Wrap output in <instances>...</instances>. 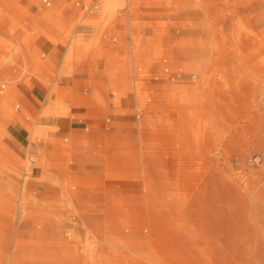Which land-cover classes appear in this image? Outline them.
I'll use <instances>...</instances> for the list:
<instances>
[{
	"label": "rangeland",
	"instance_id": "1",
	"mask_svg": "<svg viewBox=\"0 0 264 264\" xmlns=\"http://www.w3.org/2000/svg\"><path fill=\"white\" fill-rule=\"evenodd\" d=\"M93 3L0 0V264H264V0ZM154 25L172 36L141 35ZM82 56L98 80L61 87ZM30 77L75 106L94 88L100 115L76 117L98 121L60 133Z\"/></svg>",
	"mask_w": 264,
	"mask_h": 264
},
{
	"label": "crops",
	"instance_id": "2",
	"mask_svg": "<svg viewBox=\"0 0 264 264\" xmlns=\"http://www.w3.org/2000/svg\"><path fill=\"white\" fill-rule=\"evenodd\" d=\"M66 1V0H63ZM18 7L21 10V16L30 15L31 11L27 10L23 5L17 3ZM40 17L50 20L53 23H59L61 19L58 17L56 12L51 10L49 16L43 17L42 12ZM36 29L39 30L41 34L35 36L34 42L35 45L43 50L46 54H54L55 56H61V68L67 64V57L69 56L68 47L64 44L62 40H56L54 37L47 35L50 31L46 30L44 32V27L36 25ZM115 30L121 31L119 27H116ZM141 35L145 38H168L172 36V28H165L163 26H144L141 28ZM60 38V37H58ZM63 39H70L71 37L67 34L61 36ZM71 65L74 69V75L70 78H63L60 82L61 87L73 86L75 83H78L80 86L84 85L86 82H95L100 76V72L105 68V61L102 58H97L93 56H82L76 58L72 61ZM19 88L25 98L29 100L34 106L43 109H48L52 112L50 118L47 121L55 123L58 127L60 133L72 132V130L79 129L83 124H88L96 122L98 120L77 118V115H100L102 108L89 107L86 103H89L90 100H93L94 88H87L83 95L80 96L82 103L80 106L74 105V100H66L64 98H58L57 94H53L52 89L44 85L39 79L35 77H30L26 81L22 82L19 85ZM98 88V87H97ZM96 90L106 91L103 88H98ZM110 102L113 108L120 110H128L133 108L135 104V96L128 92L113 93L109 92ZM69 107L70 110L68 113H62V111ZM57 115V116H56ZM100 121V119H99ZM19 132L13 129L12 136L7 137L9 142L13 146L18 147L20 143Z\"/></svg>",
	"mask_w": 264,
	"mask_h": 264
},
{
	"label": "built area",
	"instance_id": "3",
	"mask_svg": "<svg viewBox=\"0 0 264 264\" xmlns=\"http://www.w3.org/2000/svg\"><path fill=\"white\" fill-rule=\"evenodd\" d=\"M105 0H94L93 4H84L82 9L90 13H97L101 9V5ZM33 159V158H32Z\"/></svg>",
	"mask_w": 264,
	"mask_h": 264
},
{
	"label": "bare ground",
	"instance_id": "4",
	"mask_svg": "<svg viewBox=\"0 0 264 264\" xmlns=\"http://www.w3.org/2000/svg\"><path fill=\"white\" fill-rule=\"evenodd\" d=\"M59 98V97H58Z\"/></svg>",
	"mask_w": 264,
	"mask_h": 264
}]
</instances>
